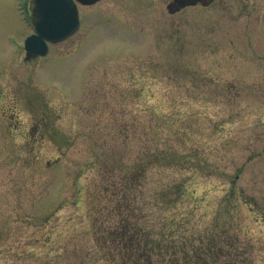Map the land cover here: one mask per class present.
I'll use <instances>...</instances> for the list:
<instances>
[{
	"label": "rangeland",
	"instance_id": "obj_1",
	"mask_svg": "<svg viewBox=\"0 0 264 264\" xmlns=\"http://www.w3.org/2000/svg\"><path fill=\"white\" fill-rule=\"evenodd\" d=\"M171 1L78 4L79 28L26 58L34 0H0V264H106L86 194L109 145L146 148L133 127L165 149L146 210L201 227L221 213L264 264V0Z\"/></svg>",
	"mask_w": 264,
	"mask_h": 264
},
{
	"label": "trees",
	"instance_id": "obj_2",
	"mask_svg": "<svg viewBox=\"0 0 264 264\" xmlns=\"http://www.w3.org/2000/svg\"><path fill=\"white\" fill-rule=\"evenodd\" d=\"M120 121L114 117L113 123L123 125V139L132 127ZM133 128L130 134L146 148L141 147V155L131 159L121 153L112 155L115 147L109 145L111 152L102 153L99 172L105 174L106 183L101 181V186L86 194L92 237L105 263L254 264L253 241L242 238L240 234L245 232L235 222L222 228L221 213L201 227L194 211L181 221L176 215L165 218L146 210L142 201L146 171L148 166L163 165L165 149L160 147L162 138L144 142L147 139L143 141Z\"/></svg>",
	"mask_w": 264,
	"mask_h": 264
},
{
	"label": "water",
	"instance_id": "obj_3",
	"mask_svg": "<svg viewBox=\"0 0 264 264\" xmlns=\"http://www.w3.org/2000/svg\"><path fill=\"white\" fill-rule=\"evenodd\" d=\"M81 4H93L98 0H77ZM197 0H173L168 5L175 11L186 4H195ZM33 15L37 17L35 33L26 37L24 47L26 58L44 55L47 52L46 40L58 41L72 33L79 24L78 11L73 0H36Z\"/></svg>",
	"mask_w": 264,
	"mask_h": 264
},
{
	"label": "flooded vegetation",
	"instance_id": "obj_4",
	"mask_svg": "<svg viewBox=\"0 0 264 264\" xmlns=\"http://www.w3.org/2000/svg\"><path fill=\"white\" fill-rule=\"evenodd\" d=\"M212 2H213V0H199V2H198L197 4H195V5H193V6H197V5H202V6H204V5H209V4L212 3ZM190 6H192V5H189V6H183V7L179 8L178 11L183 10V9H185V8H187V7H190Z\"/></svg>",
	"mask_w": 264,
	"mask_h": 264
}]
</instances>
